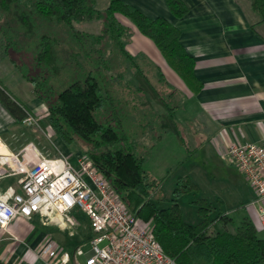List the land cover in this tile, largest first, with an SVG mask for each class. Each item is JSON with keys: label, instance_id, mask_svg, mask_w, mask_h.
<instances>
[{"label": "trees", "instance_id": "1", "mask_svg": "<svg viewBox=\"0 0 264 264\" xmlns=\"http://www.w3.org/2000/svg\"><path fill=\"white\" fill-rule=\"evenodd\" d=\"M97 1L0 0V59L10 60L22 78L32 85L34 96L45 105L47 115L41 120L42 127H51L64 143L92 159L129 210L151 225L157 241L178 264H264V237L250 219L244 218L230 231L233 218L221 213L212 217L215 206L207 198L198 196L193 203L199 221L193 224L185 220L179 198L184 193L200 190L190 176L178 178L169 206H160L155 201L154 196L165 178H150L144 168L148 153L139 152L133 144L127 145L122 125L116 123L124 106L106 93L107 90L102 92L99 81L84 65L92 61L111 69L115 62L113 54L108 53L115 48L147 78L127 50L130 37L137 29L154 42L192 93H198L204 84L195 73L196 60L184 47L179 27L165 17L148 16L125 0H109L105 9H99ZM166 1L177 18L189 11L185 0ZM250 1L260 15V23H264V0ZM118 14L128 18L135 29L125 24ZM95 20L102 24L97 34L86 33L76 26L78 22ZM59 44L65 45L60 51ZM140 55L143 62L151 65ZM71 65L72 72L77 74L75 79L63 90H57L54 77ZM160 76L169 90L153 88L173 118L184 101L178 98V88L161 70ZM0 103L18 122L34 113L1 79ZM151 113L155 119L161 115L155 110ZM160 131L162 128L153 139L161 136ZM114 144L118 146L113 147ZM195 151L190 150L189 156ZM164 198L159 196L157 200Z\"/></svg>", "mask_w": 264, "mask_h": 264}, {"label": "crops", "instance_id": "2", "mask_svg": "<svg viewBox=\"0 0 264 264\" xmlns=\"http://www.w3.org/2000/svg\"><path fill=\"white\" fill-rule=\"evenodd\" d=\"M125 1L150 17H165L180 28L181 41L195 58V73L204 85L198 93H192L187 86L181 89L179 75L169 66L170 80L177 82L175 87L178 90L186 89L187 97L186 104L174 113L177 126L173 123V127L182 132L187 130L184 124H189L192 130L203 132L204 141L199 134L193 136L196 151L188 160L196 159L205 167L223 170L226 177L222 180L232 192L241 195L234 209L240 214V222L244 218L250 219L258 232L264 234V199L257 196L245 176L224 157L232 144L264 142V23H260V15L250 0H185L189 11L182 18L173 15L166 0ZM1 63L0 59L2 82L14 96L12 90L22 94L23 78L16 86L8 85ZM28 89L31 97L26 100L16 97L35 113L44 104L34 96L31 84ZM22 124L0 103V152L18 153L26 144L33 143L29 137L17 133ZM181 139L182 148L187 141L185 137ZM54 148L59 156L73 162L81 154L60 137H57ZM193 149L187 147L188 152ZM201 153L204 154L203 160L197 157ZM8 187L20 189L17 176H6L1 180L0 190L5 192ZM221 202L225 207V201L221 199ZM221 209V214L229 216L234 212L227 207L225 211L223 207ZM70 216L74 223H70L66 216L52 212L35 214L32 218L19 217L7 228L0 227V264H53L41 253L47 240L60 245L51 237L52 224H48L46 218L62 219L75 227L86 224L88 228L84 232L92 231L88 217L79 209L72 210ZM60 246L69 251L78 247Z\"/></svg>", "mask_w": 264, "mask_h": 264}, {"label": "rangeland", "instance_id": "3", "mask_svg": "<svg viewBox=\"0 0 264 264\" xmlns=\"http://www.w3.org/2000/svg\"><path fill=\"white\" fill-rule=\"evenodd\" d=\"M108 3L109 0H98L97 7L99 9H105ZM118 16L125 24H130L135 29L128 18L121 14H118ZM101 25V22L98 20L90 23H76L78 28L90 34H97ZM57 47L60 51L65 45L59 44ZM127 50L134 56V61L140 64V69L148 79L141 74L137 67L132 66L130 59L124 58L115 48L109 50L108 53V55H111V53L113 54L112 59L115 62L111 69H106L103 63L97 64V62L92 61L86 62L84 67L87 71L91 70L93 72V75L97 78L102 87V92L107 90L108 92L106 91V93L114 96L115 100L122 103L124 106L123 110H120V115L116 123L122 125L127 145L133 144L137 147L139 152L148 153V159L144 164V168L150 174V178L157 180L165 178L164 184L154 196L155 201H157L160 206H169L172 203L173 190L178 178L188 175L197 182L200 190L197 193L188 192L180 196L179 203L182 206L185 220L193 224L199 221L197 208L193 200L201 196L207 198L212 202L213 206H215L212 217H216L221 213V207H223V211H225L226 207L234 211L230 214V217H232L234 221L229 226V230L234 231L240 222V214L238 210L234 209L237 207L235 204L236 201L241 198V195L232 192L224 180H222V178L226 177L223 170L220 168L213 169L212 166L205 167L201 162H196V159L190 160L191 156H188L189 152L187 147L189 146L190 149L195 147L193 136H198L199 134V138L204 141L203 137H205V135H203V132L192 130L189 124H184V128L187 129L186 131L178 132L177 128L174 129L173 123L177 122V117L174 116V118H172L170 116L165 105L160 101L156 90H154V88L164 91L169 90V86L161 79L160 70L172 85L176 83L174 86H177V82H172L169 78L171 68L165 63L164 57L161 55L154 42L140 33L137 29H135L134 34L130 37ZM140 54H143L151 65L143 62ZM2 61L3 63H1V66H3L4 78L8 81V85L13 84L16 86L19 80H21L20 78H22L21 74L16 70L9 59H1V62ZM73 70L74 68L72 65L68 68L64 67V70L54 77L53 83L57 90H63L73 82L77 75L72 72ZM113 78L116 79L113 80ZM178 78L180 80L179 86L181 89L185 88V83L179 76ZM23 80L24 85L21 86L22 94H18L15 90L12 91H14L13 93H15L16 96L18 95L21 99L26 100L28 97L32 96V93L28 89L30 83L25 79ZM132 88H134V90H132ZM185 90H179L178 96L179 99H183L184 104L187 102ZM154 110L159 112L158 114H161L158 119H155L151 113L154 112ZM31 114L37 119L38 124L29 127L22 121L21 123L23 124L19 126L17 133L21 136L29 137L44 157H59L60 154L58 152L56 153L54 148L58 136L51 127H47L46 129L42 127L41 120L47 115L45 105L37 109V112ZM160 128H162V131L159 132L161 136L153 139V135L158 133ZM181 137H185L187 141L186 144H183L184 147L182 148L180 146L182 141ZM10 139L12 140L15 138L10 137ZM33 143L26 144L23 149ZM116 146L118 145H113V147ZM74 148L72 146L73 150ZM188 157H190L189 160ZM197 157L203 160L204 154L201 153V155ZM240 186L242 187L243 185L240 184ZM159 196H164L165 198L162 201H158L157 199ZM221 199L225 201V207L222 206V203L220 204L219 201ZM49 218L51 217L46 218V222L52 224L50 235L60 245L72 248L79 246L85 253L91 250L92 245L90 244V240L95 235L93 228H91L92 231L88 230L84 232L88 228L86 224L75 227L67 224L65 220ZM217 228L221 229V226L218 225ZM259 235L264 237L262 232H260ZM80 260L84 262V257L81 256Z\"/></svg>", "mask_w": 264, "mask_h": 264}, {"label": "built area", "instance_id": "4", "mask_svg": "<svg viewBox=\"0 0 264 264\" xmlns=\"http://www.w3.org/2000/svg\"><path fill=\"white\" fill-rule=\"evenodd\" d=\"M23 123L33 127L37 119L28 114ZM224 157L245 176L260 199H264V142L232 144ZM17 176L20 189L0 190V227L17 218L58 212L74 219L79 209L89 219L94 236L87 253L47 240L41 253L53 264H178L157 241L151 225L132 213L92 159L79 154L75 162L64 156L45 158L33 144L18 153L0 152V182ZM84 257L81 262L80 257Z\"/></svg>", "mask_w": 264, "mask_h": 264}]
</instances>
